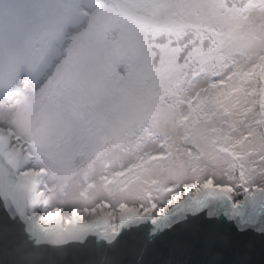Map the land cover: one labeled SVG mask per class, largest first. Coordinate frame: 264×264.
<instances>
[{
  "label": "snow or ice",
  "instance_id": "snow-or-ice-1",
  "mask_svg": "<svg viewBox=\"0 0 264 264\" xmlns=\"http://www.w3.org/2000/svg\"><path fill=\"white\" fill-rule=\"evenodd\" d=\"M139 7L123 74L108 75L113 94L127 93L116 106L125 117L119 134L141 168L94 164L81 173L86 121L71 136L0 124V196L24 213L43 198L35 223L55 242L88 231L115 236L126 219L155 223L189 204L264 191V0Z\"/></svg>",
  "mask_w": 264,
  "mask_h": 264
},
{
  "label": "water",
  "instance_id": "water-1",
  "mask_svg": "<svg viewBox=\"0 0 264 264\" xmlns=\"http://www.w3.org/2000/svg\"><path fill=\"white\" fill-rule=\"evenodd\" d=\"M0 2V101L19 95L22 78L45 77L68 35L98 0ZM189 204L152 219H126L115 236L88 231L55 242L39 234L35 197L22 212L0 196V264H264V191ZM37 239L39 242L37 243Z\"/></svg>",
  "mask_w": 264,
  "mask_h": 264
},
{
  "label": "rangeland",
  "instance_id": "rangeland-1",
  "mask_svg": "<svg viewBox=\"0 0 264 264\" xmlns=\"http://www.w3.org/2000/svg\"><path fill=\"white\" fill-rule=\"evenodd\" d=\"M113 1L98 0L93 10L85 12L84 27L68 35L64 54L45 77L22 78L19 95L10 102L0 101V124L4 125L20 123L50 129L57 124L67 129L69 121L77 127L86 121L91 135L78 148L82 155L76 166L81 173H87L94 164L97 170L101 165L130 164L134 157L119 134L124 113L116 110L127 93L113 94L108 73L115 69L123 74L124 57L132 50V34L144 14L139 7L143 2ZM142 166L136 160L125 171ZM122 174L117 173L112 179ZM241 192L234 194L236 202ZM41 201L36 215L44 207L43 198Z\"/></svg>",
  "mask_w": 264,
  "mask_h": 264
},
{
  "label": "clouds",
  "instance_id": "clouds-1",
  "mask_svg": "<svg viewBox=\"0 0 264 264\" xmlns=\"http://www.w3.org/2000/svg\"><path fill=\"white\" fill-rule=\"evenodd\" d=\"M0 2L3 3V7L6 11L9 8L13 7V5L10 2H8V0H0ZM35 128L39 129V126H36ZM76 129H77V125L75 124V122H71V121H69L67 129H65L63 125H57V124H53V126L50 128L51 131L57 132L65 136L73 135ZM19 131L21 132V134H25V135L27 134V131L25 129H19ZM78 159L79 157H77V161Z\"/></svg>",
  "mask_w": 264,
  "mask_h": 264
},
{
  "label": "trees",
  "instance_id": "trees-1",
  "mask_svg": "<svg viewBox=\"0 0 264 264\" xmlns=\"http://www.w3.org/2000/svg\"><path fill=\"white\" fill-rule=\"evenodd\" d=\"M113 1V0H112ZM114 2V1H113ZM141 2H143V0H141ZM114 4H115V6L116 7H118V4H116L115 2H114ZM124 19L126 20V21H132V20H130L129 18H127V17H124ZM84 27V26H83ZM79 29V28H78ZM42 201L40 202V204L39 205H41L42 206Z\"/></svg>",
  "mask_w": 264,
  "mask_h": 264
},
{
  "label": "bare ground",
  "instance_id": "bare-ground-1",
  "mask_svg": "<svg viewBox=\"0 0 264 264\" xmlns=\"http://www.w3.org/2000/svg\"><path fill=\"white\" fill-rule=\"evenodd\" d=\"M244 191L241 192V194L243 193ZM36 213L33 214V217L36 219Z\"/></svg>",
  "mask_w": 264,
  "mask_h": 264
}]
</instances>
